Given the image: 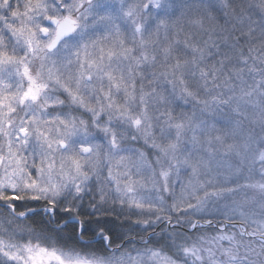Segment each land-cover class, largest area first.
I'll list each match as a JSON object with an SVG mask.
<instances>
[{
    "label": "snow or ice",
    "instance_id": "1",
    "mask_svg": "<svg viewBox=\"0 0 264 264\" xmlns=\"http://www.w3.org/2000/svg\"><path fill=\"white\" fill-rule=\"evenodd\" d=\"M0 264H264V0H0Z\"/></svg>",
    "mask_w": 264,
    "mask_h": 264
}]
</instances>
